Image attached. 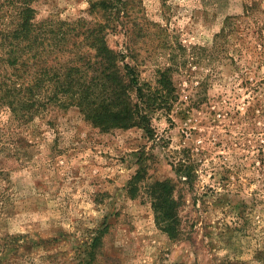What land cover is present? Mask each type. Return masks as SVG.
Listing matches in <instances>:
<instances>
[{
    "label": "rangeland",
    "instance_id": "1",
    "mask_svg": "<svg viewBox=\"0 0 264 264\" xmlns=\"http://www.w3.org/2000/svg\"><path fill=\"white\" fill-rule=\"evenodd\" d=\"M97 1L34 6L38 21L107 25L143 87L171 67L169 106L150 133L101 131L76 107L31 123L22 160L0 158V264H264V0ZM228 17L240 37L217 48ZM156 182L176 237L156 220Z\"/></svg>",
    "mask_w": 264,
    "mask_h": 264
},
{
    "label": "trees",
    "instance_id": "2",
    "mask_svg": "<svg viewBox=\"0 0 264 264\" xmlns=\"http://www.w3.org/2000/svg\"><path fill=\"white\" fill-rule=\"evenodd\" d=\"M36 1L0 0V158L22 160L25 150L19 137L25 129L73 107L101 131L143 127L150 133V112L163 102L168 107L170 101L163 93L174 91L171 67L161 71L159 87H143L136 68L123 64L125 57L110 48L107 25L86 19L38 21ZM91 4L93 11L100 5L119 9L109 0ZM235 25V17H228L215 47L221 46L220 40L224 44L232 36L240 37ZM259 45L264 47V41ZM181 172L189 178L187 171ZM4 174L0 168V177ZM152 196L157 222L176 237L180 221L170 184L154 183Z\"/></svg>",
    "mask_w": 264,
    "mask_h": 264
}]
</instances>
